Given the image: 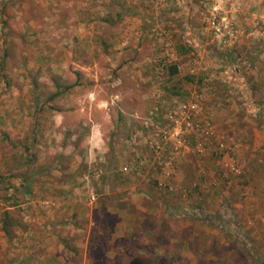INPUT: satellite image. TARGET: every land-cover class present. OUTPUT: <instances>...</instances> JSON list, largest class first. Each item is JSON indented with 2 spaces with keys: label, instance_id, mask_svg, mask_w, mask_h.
<instances>
[{
  "label": "rangeland",
  "instance_id": "rangeland-1",
  "mask_svg": "<svg viewBox=\"0 0 264 264\" xmlns=\"http://www.w3.org/2000/svg\"><path fill=\"white\" fill-rule=\"evenodd\" d=\"M212 6L236 30L230 43ZM263 42L264 0H0V229L22 219L35 166L78 153L89 184L115 165L107 182L121 196L147 186L154 205L148 218L93 212V264H264ZM188 103L212 132L174 149L157 135Z\"/></svg>",
  "mask_w": 264,
  "mask_h": 264
},
{
  "label": "crops",
  "instance_id": "crops-1",
  "mask_svg": "<svg viewBox=\"0 0 264 264\" xmlns=\"http://www.w3.org/2000/svg\"><path fill=\"white\" fill-rule=\"evenodd\" d=\"M261 50L257 51L262 59L257 60L263 69L259 77L264 78V50ZM229 77L234 83L240 81L234 70L230 71ZM88 135L89 139H95L93 128L91 136L90 133ZM66 152H69L68 157L70 150ZM98 152H103L100 145ZM73 158V165L60 167L51 163L49 166H35L30 180L21 184V188L30 190L25 192L26 198L19 199V205L27 210L18 225H13L8 233L0 229V264H93L95 257L90 254L96 235L93 212L116 213L128 206L129 210L133 208L144 218L152 215L154 205L147 196V186L140 187L139 184L137 188L145 191L121 196L123 189H119V183L110 184L106 180L109 173H121L115 165L110 168L104 165L99 170L97 181L91 185L86 173L78 167L82 156L74 153ZM100 190L102 194L98 193ZM121 217L110 230L109 238L113 243L116 238L126 235L122 221L129 220ZM126 231L132 235V227Z\"/></svg>",
  "mask_w": 264,
  "mask_h": 264
},
{
  "label": "built area",
  "instance_id": "built-area-1",
  "mask_svg": "<svg viewBox=\"0 0 264 264\" xmlns=\"http://www.w3.org/2000/svg\"><path fill=\"white\" fill-rule=\"evenodd\" d=\"M210 12L212 17L211 26L214 34L219 37H222L223 42L230 43L235 38L236 33L232 22L223 16H218L216 6H212ZM195 108V103H188L187 105H182L181 109L185 112L181 113H185V115L181 121L176 118L175 114H169V118L167 119L168 121L160 127L157 136H168V138L175 139L176 143L173 146L174 149L180 146L181 142L184 140L183 136L189 131L193 133L192 136H196L197 140L201 139V144L205 143L207 136L211 135V126L208 123H205V125L200 124L187 117L186 112H188L189 110L194 111ZM152 146L155 150L160 149L156 141H153ZM158 185H162V183L158 182Z\"/></svg>",
  "mask_w": 264,
  "mask_h": 264
},
{
  "label": "trees",
  "instance_id": "trees-1",
  "mask_svg": "<svg viewBox=\"0 0 264 264\" xmlns=\"http://www.w3.org/2000/svg\"><path fill=\"white\" fill-rule=\"evenodd\" d=\"M167 68H168L169 75L176 73L175 65H169V66H167ZM57 93H59V92H56L55 94H57ZM3 227H5L4 222H3Z\"/></svg>",
  "mask_w": 264,
  "mask_h": 264
}]
</instances>
